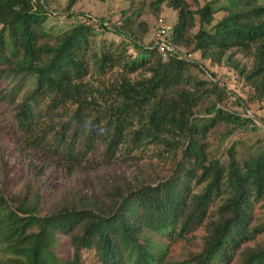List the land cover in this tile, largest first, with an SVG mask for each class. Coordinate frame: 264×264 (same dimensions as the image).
<instances>
[{"label":"trees","instance_id":"1","mask_svg":"<svg viewBox=\"0 0 264 264\" xmlns=\"http://www.w3.org/2000/svg\"><path fill=\"white\" fill-rule=\"evenodd\" d=\"M78 1H67L63 15L72 24L53 36L44 29L45 0H0V133L12 146H0V264H59L52 251L59 235L69 247L63 264H161L165 249H155L152 237L183 241L199 228L201 248L186 264H230L264 233V219L252 224L255 206H264V137L242 163L232 147L224 164L207 157L204 137L215 123L252 134L260 128L216 104L205 109L209 117L195 113L201 100L222 102L228 92L194 54L225 64L231 48L251 54L249 72L231 67L264 96V5L226 0L232 11L206 30L217 0H154L176 12L164 37L173 50L162 60L155 41H137L129 17L120 15V25L94 20L70 11ZM94 29L121 37L143 57L102 45L88 58ZM108 74L111 81H103ZM8 148L12 165L3 158ZM156 151L167 159L161 169L131 164L128 178L108 177L103 186L80 178L44 213L29 180L9 189L20 161L29 169L53 159L72 170L95 154L101 168ZM239 254L238 264H264V242Z\"/></svg>","mask_w":264,"mask_h":264},{"label":"rangeland","instance_id":"2","mask_svg":"<svg viewBox=\"0 0 264 264\" xmlns=\"http://www.w3.org/2000/svg\"><path fill=\"white\" fill-rule=\"evenodd\" d=\"M67 1L45 0L49 12L46 14L44 29L53 36L61 34L72 24V20H68L63 15ZM186 1L192 6L189 0ZM207 1L211 0H197L199 6H202ZM153 2L154 0H102L100 2L81 0L76 2L70 8V11L75 14L82 13L89 15L94 20L103 19L110 24L117 25L121 24L118 22V18L124 14L130 20L128 29L134 34L137 41L146 46L151 41H154L158 28H163L164 30L169 29L175 23L176 19L175 11L168 8L164 3L158 7H154L152 5ZM255 2L256 4L264 5V0H255ZM211 9L213 11L211 16L212 20L208 25L204 26L206 30L232 11V8H230L226 0H217L216 3L211 5ZM194 19L193 28L189 32L191 35L198 28V18L194 17ZM94 31L95 34L90 39L88 58L90 57L91 59L92 53H96L102 45L109 47L111 50L116 47V52H120L123 57L125 56L131 59L143 57L141 53L134 50L121 37L115 36L107 31L102 32L98 29H94ZM226 54L230 57L228 64H225L224 58L216 61L214 58L210 59L211 57L209 58L208 56L202 58L199 53L194 54V58L203 65L207 73L213 74L212 79L220 85H223L226 92H228L226 96H223L222 102L217 103L214 97L201 100L194 111L199 116L209 117L204 113L205 109L209 108L212 104H216L217 107H221L225 111L251 118L255 122L260 128V131L254 134L234 129L231 125L225 124L224 122H217L204 137L205 150L209 159H216L224 164L226 162V150L232 147L236 159L242 163L247 160L251 153L257 150L256 148L259 145L257 141L263 140L264 137V126L259 122L260 120L264 121V96H260L257 92L253 94L254 90L251 83L245 81L244 76L238 75L235 69L231 67V65H237V69H243L244 74L249 72L253 66L251 54L244 55L235 48H231ZM91 75L90 71V77ZM139 76L133 74L130 78H138ZM92 77L95 78V76ZM103 79L105 82L111 81L109 74ZM32 81L29 78L25 82L24 87L29 88L32 85ZM21 94V92L18 94V99ZM6 138L0 133V146L5 145V147L12 148V146L6 144ZM9 148L3 153V158L8 165H12L13 155L11 151L8 152ZM102 161L100 157L91 154L86 161L81 163L80 167L72 170H68L64 165H61L53 159H46L44 161L35 160V164L32 163L29 169L20 167L23 165L22 161H20L14 166L18 169L19 179H13L10 182L9 189L12 192H18L24 182L23 180H29L38 189L39 209L41 213H44L48 211L51 202H56L60 194L66 191L72 183H78L80 178L82 181H88V184L89 182L93 183V185L96 184V180L98 179L100 185L103 186L105 185L104 181H110L108 177L119 180L125 177L128 178V175H131L134 171V167H130L131 164L142 165L145 170L147 168L149 169V167L161 169L167 159L165 155L162 156L161 153L156 151L152 154L144 153L142 154V158H139L138 154H134L128 158L127 162H121L119 156L117 159H113V162H116L114 163L115 165L99 168L101 166L100 162ZM1 178L2 174L0 171V180ZM254 209L252 224L256 225L264 219L263 202L257 203ZM203 236L204 233L199 228L183 241L156 239V237L151 236L152 239L149 243L152 244V240H156L157 244L154 248L161 247L165 249L161 264H186L185 261L189 254L197 253L200 250ZM263 242L264 233L258 235L254 242L245 243L235 253L230 264H238L241 257L239 252L241 253L245 248L253 247L255 244H263ZM164 246L166 248H163ZM52 251L59 264H63L69 257V247L66 239L60 235L57 236V242Z\"/></svg>","mask_w":264,"mask_h":264},{"label":"built area","instance_id":"3","mask_svg":"<svg viewBox=\"0 0 264 264\" xmlns=\"http://www.w3.org/2000/svg\"><path fill=\"white\" fill-rule=\"evenodd\" d=\"M165 36H166V30H164L163 28H158L154 41H155V47L157 48V52L161 56L162 60L166 58L167 53L173 50L164 41Z\"/></svg>","mask_w":264,"mask_h":264}]
</instances>
